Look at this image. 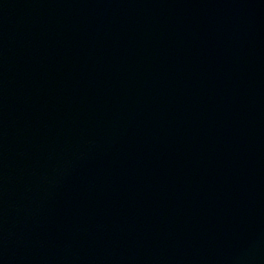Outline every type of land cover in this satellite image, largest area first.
Here are the masks:
<instances>
[{"label": "water", "instance_id": "1", "mask_svg": "<svg viewBox=\"0 0 264 264\" xmlns=\"http://www.w3.org/2000/svg\"><path fill=\"white\" fill-rule=\"evenodd\" d=\"M0 264H264V0H0Z\"/></svg>", "mask_w": 264, "mask_h": 264}]
</instances>
